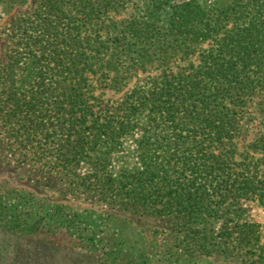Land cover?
Wrapping results in <instances>:
<instances>
[{
	"label": "trees",
	"instance_id": "1",
	"mask_svg": "<svg viewBox=\"0 0 264 264\" xmlns=\"http://www.w3.org/2000/svg\"><path fill=\"white\" fill-rule=\"evenodd\" d=\"M1 1L11 7L27 0ZM41 1L34 18L21 20L20 38L8 61L0 62V125L20 146L52 156L56 165H86L87 172L77 174L86 190L180 219L191 231L200 232L197 224H220L212 242L231 235L252 246L247 250L255 255L253 261L264 264L260 224L246 215L251 206L264 208V170L237 159L234 143L240 102L260 93L264 116V0L214 6L200 0H153L152 11L167 16L165 32L154 21L136 18L99 22L129 0ZM79 11L96 19L80 23ZM84 26L105 29L108 38L92 42L90 36L81 37ZM208 39L214 44L190 71L136 87L111 112L90 103L84 86L95 72L92 60H101L106 84L117 88L130 70L165 61L169 48L188 53L193 43ZM91 46L94 55L88 53ZM143 113L145 123L138 120ZM135 133L141 137L134 140L135 152L116 168L113 151ZM252 147L264 152V122ZM24 203L16 208L12 228L19 240L53 232L56 218L32 199ZM13 252L18 257L20 247Z\"/></svg>",
	"mask_w": 264,
	"mask_h": 264
},
{
	"label": "rangeland",
	"instance_id": "2",
	"mask_svg": "<svg viewBox=\"0 0 264 264\" xmlns=\"http://www.w3.org/2000/svg\"><path fill=\"white\" fill-rule=\"evenodd\" d=\"M169 1L182 3L187 0ZM200 1L208 6L230 2ZM151 2L153 0H129L124 8L110 9L99 22L104 25L121 24L120 21L136 18L141 22L154 21L162 32L167 31V16L163 12L152 11ZM41 3V0H27L23 5L9 7L7 1L0 0L2 64L8 61L15 42L20 38L21 29L18 26L21 20L34 18ZM76 18L80 23H92L96 16L83 15L79 11ZM85 35L94 42L105 41L109 33L105 29L98 30V27L91 29L84 26L81 37ZM200 41L193 44L185 41L187 45L192 44L188 53H185L187 49L174 52L169 48L165 61L150 62L137 70H130L117 88L106 84L102 76L104 68L99 67L101 60H92L95 72L88 74L84 86L90 103L97 110L111 112L122 105L136 87L150 85L165 75L170 77L190 71L201 63L202 53L209 50L215 40ZM93 47L88 49L91 55H94ZM101 56L104 57L103 54ZM261 99L260 93L255 94L246 97L237 106L240 130L234 143L237 159L256 162L258 168L264 170V152L252 147L262 133L264 116L259 105ZM145 115L138 116L139 122L145 123ZM138 138H141L138 133L131 135L123 146L113 151L112 165L118 168L123 160H128L127 156L135 152ZM133 163V160L129 162L130 165ZM87 169L86 165L78 168L56 165L52 156L49 159L35 155L33 150L19 145L7 131V126L0 125V264H259L253 261V252L247 250L252 246L235 242L231 235L217 236L218 242H212L220 224H197L200 232L191 231L180 219H169L132 201L124 202L112 195L86 190L77 174L85 173ZM27 199L35 201L41 207L40 211L50 213L48 215L56 218L57 223L51 228L53 232L21 235L20 241V235L14 233L17 229L12 228L19 212L16 208L24 206ZM246 215L260 224L259 244L264 245V208L251 206ZM68 226L72 228L68 230ZM14 246L20 247L18 257L14 256Z\"/></svg>",
	"mask_w": 264,
	"mask_h": 264
}]
</instances>
